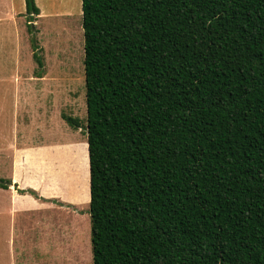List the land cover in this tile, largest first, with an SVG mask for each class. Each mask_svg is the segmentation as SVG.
<instances>
[{
    "label": "trees",
    "instance_id": "obj_1",
    "mask_svg": "<svg viewBox=\"0 0 264 264\" xmlns=\"http://www.w3.org/2000/svg\"><path fill=\"white\" fill-rule=\"evenodd\" d=\"M82 10L93 264H264V0Z\"/></svg>",
    "mask_w": 264,
    "mask_h": 264
},
{
    "label": "rangeland",
    "instance_id": "obj_2",
    "mask_svg": "<svg viewBox=\"0 0 264 264\" xmlns=\"http://www.w3.org/2000/svg\"><path fill=\"white\" fill-rule=\"evenodd\" d=\"M13 1L25 11L24 0ZM36 3L53 13L34 17L35 36L21 34L24 23L0 20V178L18 182L0 187V264H93L82 0ZM10 4L0 0V17ZM21 67L31 71L21 76ZM41 74L46 82L29 83ZM62 114L82 127L72 128ZM22 159L36 168L33 178L22 179L42 188L26 193L33 198L19 192ZM54 193L65 202L45 196Z\"/></svg>",
    "mask_w": 264,
    "mask_h": 264
},
{
    "label": "crops",
    "instance_id": "obj_3",
    "mask_svg": "<svg viewBox=\"0 0 264 264\" xmlns=\"http://www.w3.org/2000/svg\"><path fill=\"white\" fill-rule=\"evenodd\" d=\"M36 1V0H35ZM24 4H25V6H26V1L24 0ZM22 5H23V1H22ZM40 8V7H39ZM10 10V11H9ZM9 10H7V12L4 14L5 16H1L0 17V20H1V18L2 17H7V20H12V21H18V23H20L21 25H22V23H24L22 26H25L26 27V31H23V29H21V34H23V36H25V34H26V36H28V38H29V36H31L32 34L29 32V30H28V27H27V17H26V9H25V11H22L21 10V3L17 6L16 4H15V1H13L12 0V4H10V7H9ZM40 14H38L37 16H42V15H46L47 17H49L50 15H51V13H53V12H47V13H45V12H43V10L40 8ZM20 12H21V17H19L18 15L20 14ZM2 15V14H1ZM36 15H34L33 16V18L35 17ZM45 16V17H46ZM45 17H43V18H45ZM25 21H26V23H25ZM34 21V20H33ZM32 21V25L33 26H35L34 25V22ZM35 28V27H34ZM23 32V33H22ZM31 54H33V49L31 50ZM33 67H32V71H33ZM28 71H31V69L30 68H28V69H25V70H22V67H21V76H22V73L23 74H25L26 72H28ZM44 80H46L45 79V76H43L42 74L41 75H38L37 77H35V79H34V81H31V82H29L30 84H32L33 85V83L35 82H46V81H44ZM19 82L20 81V78L19 77H15V82ZM33 82V83H32ZM23 82H21V84H22ZM65 144H66V142H65ZM67 145V144H66ZM23 159H24V157H23ZM23 159L21 160V189L22 190H37V191H42V188L40 189V187H36L35 186V184L33 183V182H31V181H27V182H25L22 178L23 177H27V176H30V178H33V173H35L36 172V168H35V166L32 164V165H28L27 164V167L26 166H24V164H23ZM28 169V170H27ZM46 175H48V172L47 173H45ZM29 178V179H30ZM46 180L48 179V178H45ZM48 180H50L51 182H53V183H55L56 181H55V179H48ZM33 181H34V179H33ZM14 183V187L16 186L15 184H18V182L17 181H15V182H13ZM62 184V183H61ZM64 185V184H63ZM62 185V186H63ZM61 186V185H60ZM61 186V187H62ZM64 191V190H63ZM67 191V190H66ZM65 192V191H64ZM24 197V196H26V197H30V198H33V196H31L30 194H22L21 193V197ZM45 196H46V198H48V199H52V198H57V199H60V200H62L61 202H65V199H63V198H61V197H59V196H62V195H60L59 193H54V194H52V195H50V194H45ZM68 196H70L69 194H68ZM67 196V197H68ZM62 197H64V196H62ZM66 197V198H67ZM65 198V197H64ZM90 200H91V192H90ZM49 202H47L46 204H48ZM21 211H26V209L25 208H22L21 207Z\"/></svg>",
    "mask_w": 264,
    "mask_h": 264
},
{
    "label": "water",
    "instance_id": "obj_4",
    "mask_svg": "<svg viewBox=\"0 0 264 264\" xmlns=\"http://www.w3.org/2000/svg\"><path fill=\"white\" fill-rule=\"evenodd\" d=\"M10 185H14L13 181H10Z\"/></svg>",
    "mask_w": 264,
    "mask_h": 264
}]
</instances>
